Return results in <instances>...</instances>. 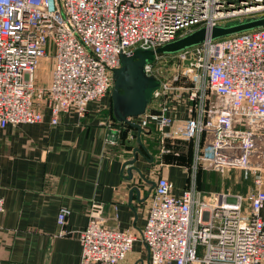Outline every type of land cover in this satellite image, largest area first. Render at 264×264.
Wrapping results in <instances>:
<instances>
[{
  "label": "built area",
  "instance_id": "built-area-1",
  "mask_svg": "<svg viewBox=\"0 0 264 264\" xmlns=\"http://www.w3.org/2000/svg\"><path fill=\"white\" fill-rule=\"evenodd\" d=\"M263 15L264 0H0V131L40 123L47 113L53 126L67 113L83 118L89 104L109 97L121 53ZM43 60L50 61L51 75L38 84ZM145 73L159 82L152 96L157 110L129 121L140 131L156 126L160 154L170 152L166 141L191 143L190 183L175 195L168 179L157 177L138 234L106 228L97 212L90 214L77 233L79 264H119L137 239L149 264H264V191L215 193L202 201L196 189L200 171L239 170L261 184L264 28L207 40L163 66L146 65ZM126 127L108 118V145L115 146ZM125 138L131 145L133 135ZM69 214L60 209V227Z\"/></svg>",
  "mask_w": 264,
  "mask_h": 264
},
{
  "label": "crops",
  "instance_id": "crops-1",
  "mask_svg": "<svg viewBox=\"0 0 264 264\" xmlns=\"http://www.w3.org/2000/svg\"><path fill=\"white\" fill-rule=\"evenodd\" d=\"M110 107L105 97L89 104L83 118L67 113L53 126L47 113L40 123L8 125L0 131V198L5 209L0 214V264H79L77 233L86 227L90 214L97 212L106 228L138 234L157 177L165 176L175 195L189 185L190 142L166 141L170 152L160 154V134L153 124L140 131L143 150L136 141L137 131L129 126L110 146L106 142ZM156 110L152 101L146 112ZM129 134L134 137L131 145L125 138ZM135 148L141 155L133 167L140 174L133 170L128 177L129 166L123 164L133 159ZM260 177L261 184L255 185L252 175L241 172L200 171L196 189L210 197L220 192L246 195L264 191V172ZM62 208L70 214L60 227L57 216ZM260 217L264 221V207ZM202 252L198 248V255ZM119 264H149L148 251L139 239Z\"/></svg>",
  "mask_w": 264,
  "mask_h": 264
},
{
  "label": "water",
  "instance_id": "water-1",
  "mask_svg": "<svg viewBox=\"0 0 264 264\" xmlns=\"http://www.w3.org/2000/svg\"><path fill=\"white\" fill-rule=\"evenodd\" d=\"M260 28H264V15L229 21L215 25L209 29L202 27L155 49H139L138 52L121 53L119 55V67L113 70V85L109 94L111 112L115 121L128 125L139 134V125L131 123L129 119L137 118L145 114L147 107L152 101L153 93L158 89H155L148 97L147 90L150 83L156 81L154 77L148 76L145 73V66L151 64L148 61L150 57L155 56L157 58L166 55H175L197 47L207 40H219ZM137 141L143 150L144 147L139 140ZM132 153L133 159L123 164V168L129 166L127 170L128 177L131 176L133 170L140 174V171L133 167V164L137 161V155H141V152L138 148H135Z\"/></svg>",
  "mask_w": 264,
  "mask_h": 264
},
{
  "label": "rangeland",
  "instance_id": "rangeland-1",
  "mask_svg": "<svg viewBox=\"0 0 264 264\" xmlns=\"http://www.w3.org/2000/svg\"><path fill=\"white\" fill-rule=\"evenodd\" d=\"M133 51L138 52L139 51V48H135ZM170 56H172V55H166V56H163V57H157L159 59V61L156 60L157 58L154 56V57H150V59L148 61H150L151 63L156 62L158 65L163 66V64L166 63L167 58H169ZM50 66H51V63H50L49 60H43L41 62V64L39 65V67L37 69V72L35 74V78H36V81H37L38 84H45L46 82H48L49 76L51 75ZM157 88H158V82H157V80L154 81V82L152 81L150 83V86H149L148 90H147L148 97H149L150 93H152ZM140 138H141V135L139 136V141L141 142V139ZM180 146L183 149L185 148L183 145H180ZM191 152H192V149H191ZM234 172L235 173H240L241 171L234 170ZM226 173H228L230 175V174L233 173V170H231V171H225L223 174L225 175ZM223 174H218V175H223ZM217 191L219 192V189H217ZM207 197H208V194H206V193L202 194V198H201L202 201H205V199ZM212 201H214L213 198H212Z\"/></svg>",
  "mask_w": 264,
  "mask_h": 264
},
{
  "label": "trees",
  "instance_id": "trees-1",
  "mask_svg": "<svg viewBox=\"0 0 264 264\" xmlns=\"http://www.w3.org/2000/svg\"><path fill=\"white\" fill-rule=\"evenodd\" d=\"M109 113H110V119L113 121V124H114V125L119 124V123H117V122L115 121V119H114V117H113V115H112L111 107H110ZM128 128H130V127H128ZM176 147H179V145L177 144ZM182 158H184V157H182Z\"/></svg>",
  "mask_w": 264,
  "mask_h": 264
}]
</instances>
